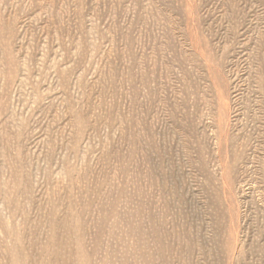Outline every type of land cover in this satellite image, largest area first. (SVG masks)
<instances>
[{
	"label": "rangeland",
	"instance_id": "1",
	"mask_svg": "<svg viewBox=\"0 0 264 264\" xmlns=\"http://www.w3.org/2000/svg\"><path fill=\"white\" fill-rule=\"evenodd\" d=\"M0 264H264V0H0Z\"/></svg>",
	"mask_w": 264,
	"mask_h": 264
}]
</instances>
